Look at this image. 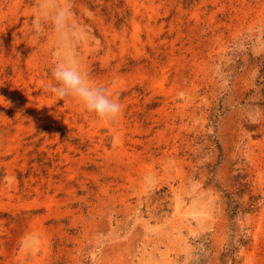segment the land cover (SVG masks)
<instances>
[{
  "label": "rangeland",
  "instance_id": "1",
  "mask_svg": "<svg viewBox=\"0 0 264 264\" xmlns=\"http://www.w3.org/2000/svg\"><path fill=\"white\" fill-rule=\"evenodd\" d=\"M39 0H0V264H264V0H72L100 119L50 88Z\"/></svg>",
  "mask_w": 264,
  "mask_h": 264
},
{
  "label": "clouds",
  "instance_id": "2",
  "mask_svg": "<svg viewBox=\"0 0 264 264\" xmlns=\"http://www.w3.org/2000/svg\"><path fill=\"white\" fill-rule=\"evenodd\" d=\"M32 24L51 28L55 84L50 91L57 100L71 97L100 119H117L121 104L106 86L92 81L82 65L80 48L91 36L89 28L76 19L72 0H39Z\"/></svg>",
  "mask_w": 264,
  "mask_h": 264
}]
</instances>
